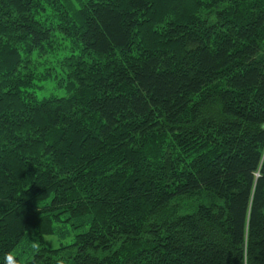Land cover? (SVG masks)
<instances>
[{"label":"trees","instance_id":"obj_1","mask_svg":"<svg viewBox=\"0 0 264 264\" xmlns=\"http://www.w3.org/2000/svg\"><path fill=\"white\" fill-rule=\"evenodd\" d=\"M38 1L0 0V264H264V0Z\"/></svg>","mask_w":264,"mask_h":264},{"label":"rangeland","instance_id":"obj_2","mask_svg":"<svg viewBox=\"0 0 264 264\" xmlns=\"http://www.w3.org/2000/svg\"><path fill=\"white\" fill-rule=\"evenodd\" d=\"M51 1V0H49ZM48 0H39L38 6L41 8L40 16L51 20L54 14V8ZM68 2V0H66ZM75 6L79 5L78 0H69ZM56 4H65V0H56ZM39 8V7H38ZM53 20V19H52ZM61 42V37L57 38ZM69 49L68 43L62 42L57 48L51 53H45L41 55L32 54L31 62L28 67L32 70L33 81L29 85V89L33 90L37 97L48 96L51 94L63 95L66 94V87L70 80L66 78L67 69L61 65V59L64 57L65 52ZM69 240L60 239L54 235L45 236V244L49 247H56Z\"/></svg>","mask_w":264,"mask_h":264},{"label":"clouds","instance_id":"obj_3","mask_svg":"<svg viewBox=\"0 0 264 264\" xmlns=\"http://www.w3.org/2000/svg\"><path fill=\"white\" fill-rule=\"evenodd\" d=\"M33 247H36L35 245H33Z\"/></svg>","mask_w":264,"mask_h":264}]
</instances>
